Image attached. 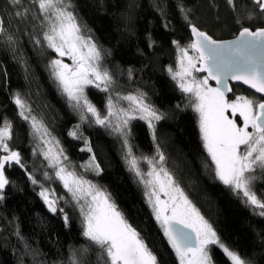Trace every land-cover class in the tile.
<instances>
[{
	"label": "snow or ice",
	"instance_id": "obj_1",
	"mask_svg": "<svg viewBox=\"0 0 264 264\" xmlns=\"http://www.w3.org/2000/svg\"><path fill=\"white\" fill-rule=\"evenodd\" d=\"M227 3L237 10L235 0ZM177 6L190 29V37L186 43L171 41L176 60L175 67L167 66V72L182 93L185 106L197 115L200 140L207 153L204 167L210 174L214 173L215 180L264 217V198L257 193L254 183L264 179V24L245 26L243 23L245 18L264 19V0H252L251 6H242L244 11L236 20L238 32L230 40L214 38L190 19V10L183 3ZM159 10L163 16L164 9ZM0 12L8 17L0 18V35L4 36L13 58L23 66L25 79L29 66L10 29L15 24L19 31L21 23H31L33 31H25V35L30 36L42 57L48 55V50L55 53L48 58L46 67L70 107L79 113L81 123L103 127L120 140L125 163L143 185L145 202L167 247L161 245L160 252L154 250L104 186L85 178L66 163L70 158L59 146L60 141L52 136L43 119L34 114L19 90L11 93V100L18 116L29 124V135L36 142L32 155L36 156L39 150L52 171H44L41 180L28 170L23 152L13 146V121L5 116L0 124V201L6 199V186L13 184L7 169L18 167L32 185L38 186L44 205L63 219L65 227L70 226L71 217L64 205L78 209L82 235L98 249L100 264H169L165 257L173 254L176 264H256L255 259L241 254L221 238L166 167L155 122L165 119L167 114L140 89L126 94L115 91L116 78L103 66L104 52L91 35L84 34L86 25L81 24L72 0H31L29 4L3 0ZM155 43L149 35L148 46ZM64 57L72 62L66 63ZM4 75L7 77L6 71ZM128 77H133L132 69ZM210 80L215 81V86ZM89 85L108 94L103 110L89 99L86 91ZM243 86L246 90L237 91ZM113 93L127 101L128 107L118 106ZM176 107L180 108V104ZM134 120L147 124L156 146L154 156L135 154L138 146L133 143ZM81 123L70 129L68 135L83 140L82 151L91 153L87 166L99 176L104 168L89 139L79 131ZM140 160L148 163L146 173ZM53 176L65 194L46 183ZM16 235L23 239L19 231ZM216 249L222 253L220 259L215 258ZM73 264L77 262L74 260Z\"/></svg>",
	"mask_w": 264,
	"mask_h": 264
},
{
	"label": "trees",
	"instance_id": "obj_2",
	"mask_svg": "<svg viewBox=\"0 0 264 264\" xmlns=\"http://www.w3.org/2000/svg\"><path fill=\"white\" fill-rule=\"evenodd\" d=\"M30 2L22 0L24 4ZM72 3L81 24L86 25L84 34L91 35L104 52L103 66L116 78L115 91L126 94L140 89L167 114L165 119L155 122L166 167L222 239L241 254L255 259L256 264H264V217L259 215V210L254 212L251 206L245 205L204 167L207 153L200 140L197 115L191 107L185 106L182 93L167 72V66L175 67L176 60L171 41L186 43L190 37L187 22L177 6L179 3L190 10V19L202 30L217 39H230L238 32L236 20L244 11L242 6H251L252 0H235L236 11L227 0H72ZM2 5L3 0H0ZM156 5L164 9L163 16ZM0 18L8 19L2 12ZM243 23L255 26L264 24V19L254 17L249 21L245 18ZM10 31L17 37L29 72L25 79L23 66L13 58L4 36L0 35V124L5 116L13 121V146L23 152L28 170L34 171L41 180H44V171H52L39 150L36 156L32 155L36 142L29 135V124L18 116L11 100L15 90L25 95L34 114L43 119L52 136L60 141L59 146L70 158L66 163L76 169L84 165L87 178L112 194L154 250L160 252L161 245L166 248V241L145 202L144 187L125 163L120 140L103 127L81 123L79 113L70 107L46 67L48 58L55 53L48 50V55L42 57L30 36L25 35V31H33L31 23H21L19 31L13 24ZM149 35L156 42L153 47L148 46ZM129 69L133 71L131 79ZM241 90L245 89L237 88ZM86 91L89 99L103 110L108 94L95 87H87ZM113 96L116 97L114 93ZM116 100L120 105H128L118 97ZM178 103L180 108L176 107ZM78 123H81L79 131L89 139L104 168L99 176L87 166L91 153L82 151L83 140L68 135ZM133 137L138 157L154 156L156 146L144 121H133ZM139 164L147 172V161L140 160ZM7 175L13 184L6 186V199L0 201V264H73L74 260L77 264H100L98 249L82 235L78 209L71 204L64 205L71 217L70 226L65 227L61 217L48 211L38 195V186L32 185L23 170L9 168ZM46 183L65 194L54 176ZM254 183L255 190L264 198V179ZM17 231L23 239L16 235ZM214 255L220 259L222 253L216 249ZM165 259L169 264H176L174 254Z\"/></svg>",
	"mask_w": 264,
	"mask_h": 264
},
{
	"label": "rangeland",
	"instance_id": "obj_3",
	"mask_svg": "<svg viewBox=\"0 0 264 264\" xmlns=\"http://www.w3.org/2000/svg\"><path fill=\"white\" fill-rule=\"evenodd\" d=\"M64 60H65V62L66 63H71L72 61L69 59V58H67V57H64ZM210 83V82H209ZM211 84V83H210ZM213 85V84H212ZM214 86V85H213ZM88 87H94V86H91V85H89ZM113 99L114 100H116V97L114 98V96H113ZM118 106H122V107H128V105H120V101H118ZM53 144H54V142H53ZM71 168H74V167H72L71 165H69ZM79 174H81V175H83L85 178H87V173L85 172V166H83V167H80L79 169H76V168H74ZM146 173V172H145ZM88 179V178H87ZM138 179V178H137ZM139 181V180H138Z\"/></svg>",
	"mask_w": 264,
	"mask_h": 264
},
{
	"label": "water",
	"instance_id": "obj_4",
	"mask_svg": "<svg viewBox=\"0 0 264 264\" xmlns=\"http://www.w3.org/2000/svg\"><path fill=\"white\" fill-rule=\"evenodd\" d=\"M189 33H190V29H189ZM230 39H233V38H230ZM230 39H221V40H230ZM209 82L215 86V81L210 80ZM232 83L235 84V82H232ZM243 89L246 90V86H243ZM248 91H250V90H248ZM231 95H232V93H229V96H231Z\"/></svg>",
	"mask_w": 264,
	"mask_h": 264
},
{
	"label": "flooded vegetation",
	"instance_id": "obj_5",
	"mask_svg": "<svg viewBox=\"0 0 264 264\" xmlns=\"http://www.w3.org/2000/svg\"><path fill=\"white\" fill-rule=\"evenodd\" d=\"M230 97H232V95Z\"/></svg>",
	"mask_w": 264,
	"mask_h": 264
}]
</instances>
